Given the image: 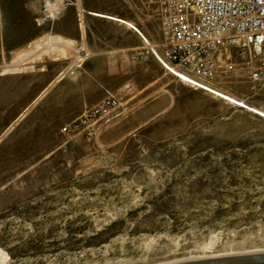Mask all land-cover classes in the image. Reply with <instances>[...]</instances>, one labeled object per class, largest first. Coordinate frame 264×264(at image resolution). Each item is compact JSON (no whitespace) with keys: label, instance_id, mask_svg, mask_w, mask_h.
Masks as SVG:
<instances>
[{"label":"rangeland","instance_id":"rangeland-1","mask_svg":"<svg viewBox=\"0 0 264 264\" xmlns=\"http://www.w3.org/2000/svg\"><path fill=\"white\" fill-rule=\"evenodd\" d=\"M69 2L0 0V264L264 250V115L171 76L135 78L130 93L80 62L60 73L73 53L56 38L20 47L36 12L44 30L74 32ZM210 84L264 111L263 80ZM107 97L117 104L90 116Z\"/></svg>","mask_w":264,"mask_h":264},{"label":"built area","instance_id":"built-area-1","mask_svg":"<svg viewBox=\"0 0 264 264\" xmlns=\"http://www.w3.org/2000/svg\"><path fill=\"white\" fill-rule=\"evenodd\" d=\"M143 2L157 19L161 33L158 48L149 50L178 80L225 100L229 98L210 84L221 74L236 72L251 81H264V61H260L264 53V0ZM232 101L246 108L242 102ZM117 102L107 97L89 115L107 112Z\"/></svg>","mask_w":264,"mask_h":264},{"label":"crops","instance_id":"crops-1","mask_svg":"<svg viewBox=\"0 0 264 264\" xmlns=\"http://www.w3.org/2000/svg\"><path fill=\"white\" fill-rule=\"evenodd\" d=\"M66 4L75 9L74 32L62 35L52 33L51 27L44 30L39 20L41 12H36L32 25L37 31L27 35L20 47H35L45 38L62 39L73 56L60 73L80 62L81 74L123 78L119 88L135 87L125 90L130 93L138 91L135 78H152L146 87L155 85L161 76L177 79L149 50L158 48L161 33L157 19L143 0H70Z\"/></svg>","mask_w":264,"mask_h":264},{"label":"water","instance_id":"water-1","mask_svg":"<svg viewBox=\"0 0 264 264\" xmlns=\"http://www.w3.org/2000/svg\"><path fill=\"white\" fill-rule=\"evenodd\" d=\"M164 264H264V250L190 258Z\"/></svg>","mask_w":264,"mask_h":264},{"label":"bare ground","instance_id":"bare-ground-1","mask_svg":"<svg viewBox=\"0 0 264 264\" xmlns=\"http://www.w3.org/2000/svg\"><path fill=\"white\" fill-rule=\"evenodd\" d=\"M60 3V2H59ZM57 6V3H56V0H47V9L46 10H48V11H51V12H54L57 8H58V6ZM60 8V7H59ZM58 8V9H59ZM52 37V36H51ZM58 37V36H57ZM47 39H45V41H46ZM50 41V40H49ZM53 41V40H52ZM56 41V40H55ZM61 41H62V39H61ZM64 42V41H63ZM67 42V41H66ZM72 42H73V40H72ZM150 42V41H149ZM38 43V42H37ZM44 43V42H43ZM43 43H41V44H43ZM51 43V41L48 43V44H50ZM65 43V42H64ZM148 43V42H147ZM45 44V43H44ZM55 44H57V43H55ZM61 44V43H60ZM151 44V43H150ZM53 45V44H52ZM51 45V46H52ZM63 45V44H62ZM64 45H66V44H64ZM39 46V45H38ZM41 46V45H40ZM39 46V47H40ZM39 47H37V49L39 48ZM50 47V46H49ZM62 47V46H61ZM154 47V46H153ZM36 48V47H35ZM43 49H44V47H43ZM47 50V49H46ZM37 51V50H36ZM40 51H42V48H41V50ZM31 52V51H30ZM38 52V51H37ZM36 52V53H37ZM24 53V52H23ZM22 53V54H23ZM26 53V52H25ZM27 53H29V52H27ZM41 53V52H40ZM32 54V53H31ZM30 54V55H31ZM19 55H21V54H18V56ZM25 56H26V54H25ZM29 56V55H28ZM35 57V56H34ZM20 58H21V56H20ZM17 59H18V57H17ZM24 59V58H23ZM22 61H25V60H22ZM24 63V62H23ZM18 65V64H17ZM216 91H218L219 93H221L223 96H225V97H227V98H229V99H231V100H236V101H240V102H242L245 106H247L250 110H254V112H259L260 114H262V115H264V111H262V110H260V109H258V108H256V107H253V106H250V105H247L244 101H242L241 99H239V98H237L236 96H233V95H230V94H227V93H225V92H223V91H220L219 89H215ZM0 251H2L1 249H0ZM2 253V252H1ZM4 255V254H3ZM1 257V256H0ZM3 257V256H2ZM5 257V256H4ZM2 259V258H1Z\"/></svg>","mask_w":264,"mask_h":264},{"label":"trees","instance_id":"trees-1","mask_svg":"<svg viewBox=\"0 0 264 264\" xmlns=\"http://www.w3.org/2000/svg\"><path fill=\"white\" fill-rule=\"evenodd\" d=\"M13 1H18V0H13ZM3 38H5V36ZM260 117H263V116L260 115Z\"/></svg>","mask_w":264,"mask_h":264}]
</instances>
